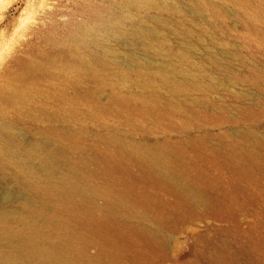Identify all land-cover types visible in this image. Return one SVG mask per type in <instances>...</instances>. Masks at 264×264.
<instances>
[{"label":"rangeland","instance_id":"1","mask_svg":"<svg viewBox=\"0 0 264 264\" xmlns=\"http://www.w3.org/2000/svg\"><path fill=\"white\" fill-rule=\"evenodd\" d=\"M16 90L22 102L3 99ZM149 151L182 167L181 182L216 210L180 200L181 182L143 181L135 160ZM109 155L130 175L126 186L146 188L156 202L130 217L131 233L91 235L76 225L89 242H80L86 259L264 264V0H0V232L10 231L0 236V259L10 260L0 264H22L34 236L55 249L68 233L47 221L17 235L27 206L73 219L24 188L19 169L35 172L47 156L45 169L55 164L60 177L80 162L76 179L118 189V176L95 164Z\"/></svg>","mask_w":264,"mask_h":264},{"label":"bare ground","instance_id":"2","mask_svg":"<svg viewBox=\"0 0 264 264\" xmlns=\"http://www.w3.org/2000/svg\"><path fill=\"white\" fill-rule=\"evenodd\" d=\"M135 1L141 2L143 0ZM2 96L7 102L20 103L24 100V95L18 90L15 92H4ZM42 136H45V134H42ZM34 150L43 151L39 146ZM30 152L31 151H26V153H24V150L21 152L23 160L24 157L28 160ZM137 152L138 150L134 147H131L129 150L132 156H137ZM136 161L139 162L144 173L145 178L142 180L148 183L153 182L156 185L172 186L176 183H180L185 176L182 167L173 168L169 163H165L155 151H149L147 156L137 157L135 162ZM116 162L117 156L114 155L103 156V159H100V157L95 159V164L100 172L109 176L112 175L116 179L118 176V189L116 185H113L115 181L103 186L100 184L87 185L83 180L76 179L75 177L78 176L75 172L83 165L80 162L67 163L64 174L60 177H55L54 175L55 164H49L50 169H45L46 164L51 163V159L47 156L41 160L39 170L35 172L30 168L24 169V167H19L20 178L24 188L30 189L36 196H41L43 203H52L53 208L63 214L61 216L68 215L73 218L72 220L68 218L64 220L62 217L59 218V216H55L49 217L48 219L42 213L41 209L27 206L26 210L29 219H16L17 235L21 233L24 226L37 227L41 223L47 221L52 223L56 228L65 229L68 232L61 246L58 248L55 247V249L52 247H45L47 243L45 236L37 235L29 239L26 242V252L28 256H38L39 259L36 264H95L94 261L97 258L92 261L88 260L80 250V242H89L84 241L81 235L75 232L76 225H79L80 228L86 230L91 235L97 234V232L115 229L121 234L131 233L133 228L129 224L130 217L135 216L134 214L140 215L147 213L149 208H151L150 205L154 206L156 200L153 195L146 191V188L143 190H133L129 186H126L127 182L130 180V175L124 167H117ZM87 177L96 179L97 173L95 171H88ZM180 188L181 191L175 194H178L180 200L183 202L198 204L199 207L203 208L205 211L213 212L216 210L215 203L206 198L198 186L195 185L190 187L181 182ZM87 193L89 195H87ZM97 199L105 201V204L101 208L103 216L99 219L92 216L95 210L92 208ZM9 218H11V216L9 217L8 214L3 216V223L5 224L6 220L8 222ZM77 228L78 230L80 229L79 227ZM9 234L10 231L6 229L0 232L2 239L8 238ZM139 235L143 239H146L148 244L152 247L158 243L157 238L146 230L139 229ZM26 257L22 264H31V258ZM9 260L10 258L3 256L0 259V263H5Z\"/></svg>","mask_w":264,"mask_h":264}]
</instances>
